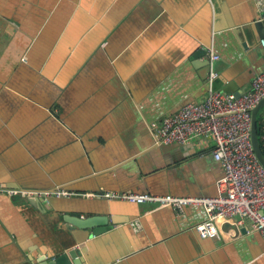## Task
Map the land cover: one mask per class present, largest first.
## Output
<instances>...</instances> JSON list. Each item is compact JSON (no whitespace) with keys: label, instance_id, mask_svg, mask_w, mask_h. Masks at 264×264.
I'll list each match as a JSON object with an SVG mask.
<instances>
[{"label":"crops","instance_id":"1","mask_svg":"<svg viewBox=\"0 0 264 264\" xmlns=\"http://www.w3.org/2000/svg\"><path fill=\"white\" fill-rule=\"evenodd\" d=\"M263 13L264 0H0V264L55 260L75 241L68 214L107 219L81 244L88 264H264L249 223L203 238L200 207L82 196L217 193L214 142L158 145L153 124L210 89L250 91ZM59 187L81 195H21Z\"/></svg>","mask_w":264,"mask_h":264},{"label":"built area","instance_id":"2","mask_svg":"<svg viewBox=\"0 0 264 264\" xmlns=\"http://www.w3.org/2000/svg\"><path fill=\"white\" fill-rule=\"evenodd\" d=\"M259 2L263 0H258ZM264 46V38L261 40ZM220 57L210 56L211 61ZM215 74H212V79ZM264 98V69L252 78L251 90L236 96L233 92L210 89L198 102H190L154 123L155 143L158 145H191L212 140L213 158L223 168L217 180V193L212 196L157 195L148 192L110 191L83 193V197H101L130 203H151L162 208L181 209L196 206L204 210L205 218L196 225L203 238L218 239L221 225L226 221L244 226L264 238V167L258 161L251 143L252 109ZM264 151V121L259 133ZM11 196L18 194L10 190ZM22 197L64 196L81 194L59 187L53 190H26Z\"/></svg>","mask_w":264,"mask_h":264},{"label":"water","instance_id":"3","mask_svg":"<svg viewBox=\"0 0 264 264\" xmlns=\"http://www.w3.org/2000/svg\"><path fill=\"white\" fill-rule=\"evenodd\" d=\"M264 17V13L261 15ZM258 30L262 37L264 36V18L256 23ZM216 64V62H215ZM214 64V65H215ZM251 88V86H250ZM251 90V89H250ZM242 93H237L236 96H241ZM264 109V98L252 109V126H251V143L254 153L264 167V151L261 146L259 131H258V116ZM65 220L70 224L71 230L74 234V243L66 247L62 254L55 260L50 261L49 264H88L87 260L83 256V245H81L84 239L92 238L93 236L100 235L101 233L109 230L106 224L105 216H90L82 218L80 216H72L68 214ZM221 230L224 232L233 231V236L244 234L247 232L246 227H241L235 222L226 221L221 225ZM84 235V236H83ZM83 236V237H82Z\"/></svg>","mask_w":264,"mask_h":264},{"label":"trees","instance_id":"4","mask_svg":"<svg viewBox=\"0 0 264 264\" xmlns=\"http://www.w3.org/2000/svg\"><path fill=\"white\" fill-rule=\"evenodd\" d=\"M263 121H264V109L259 113V116H258V131H259V133L261 132V125H262Z\"/></svg>","mask_w":264,"mask_h":264}]
</instances>
